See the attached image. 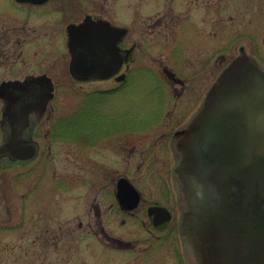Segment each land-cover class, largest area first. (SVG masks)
<instances>
[{
    "label": "flooded vegetation",
    "instance_id": "1",
    "mask_svg": "<svg viewBox=\"0 0 264 264\" xmlns=\"http://www.w3.org/2000/svg\"><path fill=\"white\" fill-rule=\"evenodd\" d=\"M223 1L227 0H0V99L2 101L0 130L4 133L2 142L8 141L6 152L9 153H7L9 156L0 154V165L4 168H24L19 172L18 178L21 181L17 186L14 181L17 177L10 179L13 182L10 184L7 183L9 180L5 179V192L7 189L10 190L5 193L4 212L6 210L8 214L6 213L5 220L0 219V226H3L0 229L22 233L23 245H27L28 238L34 233L33 240L36 241L38 260L41 264H44L42 262L44 254L48 257V264H92L93 255L97 252H99L98 264H111L110 262L114 260L112 258L119 254L134 255L127 259V264L132 260H134L133 264H155L157 241L161 246L166 241L169 242V245L166 243L165 249L171 245L176 264H185L186 258L183 259L182 256L184 248L179 234V213L175 222L171 208V203L174 205V201L176 207L177 205L179 207L177 195L172 193L170 183L175 164L171 142L176 130L200 102L196 107L181 113L177 127L170 133L162 135L166 145L160 148L161 151L152 149L151 152V149L147 148V155L142 162H135L132 156L128 159L126 171L121 173L119 171L124 165L125 141L130 135L140 133L142 129L148 128L147 126L160 122L165 116L163 106L160 114L149 125L141 128H116L98 134L93 139L87 136L84 142L75 133L57 131L56 125L61 118L53 120L50 128L53 139L69 140L68 142L73 143L74 146L83 144V147L89 151L85 159L86 167L84 166L87 169L86 177L89 178L84 187L91 194L93 188L97 186L88 203L87 215L90 218H79L77 222L67 220L65 224H61L59 219L65 215L70 216L74 210L72 206L70 207L69 201L64 204L66 205L64 210L63 208L60 210L59 195L61 190L63 193L73 194L75 182L60 179L54 169L48 173L46 164L38 161L42 148L38 138L41 133L39 125L48 101L54 97L55 89L68 87L69 83L97 82L91 80L93 77L78 80L71 74L69 69L71 52H114L112 48L93 50L71 47V38L75 35L78 25H85L79 34L86 32L87 36L90 35L94 39L106 37L113 42L115 52L119 53L121 61L117 73L107 82L116 83L113 87L114 90L117 89L116 92L124 86L129 76V66L135 60V52L170 54L169 59L165 60L166 64L161 65L162 73L164 78L168 77L172 80L168 83L174 89L177 88L175 83L182 87V90H176L178 100L185 92L186 86L194 85L201 92V101L205 86L200 77L201 72H198L203 69L201 67L197 70V65L205 57L208 49L210 52H248L264 66V58L260 54L264 52V36L258 38L257 33L254 32L257 37L252 39L251 29L240 28L239 26L244 25L238 22L236 24V15L232 14L233 11H220ZM257 1H255L257 8H263L264 0L262 4L260 3L262 0ZM213 8L216 11H213ZM249 8L244 7V11ZM202 9L212 12L205 17L196 15L193 19L194 12ZM225 11H228L227 16L218 17ZM191 18L194 20L191 24L192 34L197 40L180 45L181 31L187 23H190ZM122 20L129 23H124ZM105 23L115 29L111 30ZM172 33L174 37L170 38ZM222 34H225V38L227 36L231 38L225 39L226 42L220 45ZM199 37H203V41L200 42ZM204 37L208 41L207 45H204ZM241 37H246L250 42L249 45L241 41ZM130 40L131 43L128 42ZM196 46L199 50L194 52ZM174 52L182 53L171 56ZM217 55L219 62V54ZM236 55H232L229 59ZM27 60L32 61L28 62L32 65L29 66ZM21 64L22 67H18ZM195 66L196 70L193 71ZM56 72L59 73L57 76ZM179 72L183 78L176 75ZM121 75L122 78L119 79ZM159 76L163 77L162 74ZM166 82L164 81L165 85ZM109 89L92 93L103 96L110 91ZM92 93L89 96H92ZM192 99L188 101L189 105ZM77 110L62 120L69 119L73 123ZM20 115L23 117L22 126ZM116 116V114L111 117L110 114L101 113L103 117L101 119L108 125H115L118 121ZM96 120L99 118H93V121ZM107 140L116 143L115 149L110 155L107 151L98 152V159L93 161L92 148ZM29 144L35 148L32 157L16 159L12 156L13 150L20 152L28 150ZM134 147L132 144L130 149L129 147L126 149L127 152L131 154ZM48 149L53 152L51 158H54V154L57 153L55 147L50 144ZM159 155L163 158L161 163L160 160H156V156L159 158ZM171 155L174 159L172 166H170ZM162 163L167 166L166 169L163 172H156L157 167ZM57 165H59L58 161L55 162L54 167ZM133 167L137 170L136 174L146 167L143 178L147 180L153 175L158 183H161L163 202L150 198L149 195V198L146 196L145 189L134 179L136 174H133ZM113 168L117 171L115 176H112L113 172L111 173ZM121 182L123 183L120 184ZM119 185L124 186L125 190H120ZM18 186L21 189L20 193L16 192ZM70 188L73 191L70 192ZM18 198H20L19 204L16 202ZM17 211H19L18 219L15 216ZM0 216H2L1 212ZM128 220L134 223L133 227ZM109 222H118V225L110 229L107 224ZM130 228L133 229L132 233ZM126 231L127 233L130 231L131 234L125 236ZM135 231L136 234L146 232L151 241L140 242L133 236ZM163 231L164 233L161 234Z\"/></svg>",
    "mask_w": 264,
    "mask_h": 264
},
{
    "label": "water",
    "instance_id": "2",
    "mask_svg": "<svg viewBox=\"0 0 264 264\" xmlns=\"http://www.w3.org/2000/svg\"><path fill=\"white\" fill-rule=\"evenodd\" d=\"M84 26L76 27L71 47L114 52H71L70 72L78 80L110 78L119 53L110 38L79 34ZM7 144L1 154H9ZM171 144L188 263L264 264V67L245 52L234 57ZM34 153L29 144L12 156Z\"/></svg>",
    "mask_w": 264,
    "mask_h": 264
},
{
    "label": "rangeland",
    "instance_id": "3",
    "mask_svg": "<svg viewBox=\"0 0 264 264\" xmlns=\"http://www.w3.org/2000/svg\"><path fill=\"white\" fill-rule=\"evenodd\" d=\"M255 1L257 0H227L221 3L222 7L220 6V11H233L232 14L236 15V24L238 22L240 25H244L239 26L240 28L245 27L246 29H251L252 39L256 38L257 36L258 38L264 36V7L257 8V5H255ZM259 1L260 0H258L257 2ZM262 2L263 0L260 3L262 4ZM244 7L250 8L244 11ZM212 10L216 11L214 8ZM211 12L212 11L202 9L200 11L194 12L192 18L195 19L196 15L205 17L210 15ZM221 13L222 14L218 17H224V15H228V11ZM192 18L190 19V23H187V25L183 27L181 31V34L179 36L180 45L197 40V38L192 34L193 30L191 28V24H193L194 22ZM122 22L129 23L124 20H122ZM254 32L257 33V36L253 34ZM199 36L201 37L202 35ZM173 37L174 35L172 33V36L170 38ZM200 37L198 38V40L201 42L203 41V37ZM227 38H231V36H227ZM227 38H225V34H222V36L220 35L219 44L223 45V43L226 42L225 39ZM241 38V41L247 44L250 43L246 37ZM128 42L131 43V40ZM207 42L208 41L205 38L204 45H207ZM198 48L199 47L197 46L194 47L193 51L196 52L197 50H199ZM188 50H190V48ZM181 53L182 52H174L171 56H175L176 54ZM237 53L238 52H210V49L205 52V57L201 59L197 65V70H200L201 67L203 69V71H198L201 72L200 77L203 79V86H205L203 88V92L206 91L210 83L214 80L218 70L222 69L223 64L232 55ZM217 54H219V62H217ZM260 54H262V57L264 58V52H260ZM169 55L170 54L168 52H135V60L129 66V76L124 82V86L117 92V89H113V87L116 86V83L112 81L107 82V80L97 82L92 81V83L88 84L69 83L68 87L55 89L54 97L48 101L47 108L41 118V122L39 125V130H41V133L38 138L41 142L42 148L38 161L44 162L46 164V167H48L46 171H48V173L50 172V170L54 169L60 179L67 182L69 180L70 182L74 180L75 182V185L73 186L75 189L73 194H69V192L63 193V190H61L60 192V210L62 208V210H64L66 206L64 204H66L68 201L70 202V207L72 206L74 210L72 213H70V216L65 215L64 217L59 219L62 222L61 224H65L67 220H74L75 222H77L79 218H90L87 215V208L89 206L88 203L91 200V195H93L94 189L97 186L93 188L91 194L84 187L86 181L89 178L86 177L87 175L85 173V170H87L85 169L87 164L85 162V159H87L89 151H87L85 147H83V144H76L74 146L73 143L68 142L69 140L53 139L50 134V128L53 120H55L56 118H61L60 120H62L64 117L71 115L74 110L78 109L76 111L75 121L73 123H71V120L69 119L62 123L59 120V124L56 125V128L57 131L60 130V132L64 130V132L67 133H75L77 136H80L79 139H82L84 142L87 139V136L88 138L93 139L98 134H102L107 131L110 132L111 130L116 128H141L145 125H149L153 123V120L156 119V117L160 114V109L163 106V112L165 116L160 120V122L153 126H147L148 128L142 129L143 131H140V133H134V135H130V137L127 139L128 142L125 141V144L123 146L125 149L124 165L120 169L119 173L125 172L128 159H130L132 156L135 162H142L147 155V148L149 150L151 149V152L152 149L154 151H161L160 148H162L164 144L166 145L164 141L165 138L162 137V135L170 133L172 130H174V128L177 127V125L179 124L181 113L183 114L186 112V110H190L193 107H196V104L200 102L201 92L199 89H196V86L194 85L189 87L186 86L185 92L179 100L176 97L177 91L182 90V87L179 84L175 83V86L177 88L174 89V87L168 83V81L172 80L168 77L164 78L161 67L162 64H166L165 60L169 59ZM28 62L29 60H27V63ZM29 63V66L32 65ZM146 65L151 66L149 67L150 69ZM18 67H22V64ZM195 70L196 66L193 68V71ZM58 74L59 73L56 72V76ZM160 74H162V78L159 76ZM176 75L183 78L180 72ZM201 78L199 79L201 80ZM164 81H167L166 85L164 84ZM107 89H109L110 91H106L108 93H105V95L103 96L94 95V93H92L97 90L99 91ZM91 93L93 95L89 96V94ZM190 99L192 100L190 101L189 105L188 101ZM1 107L2 101L0 99V124L2 122ZM101 113L110 114L111 117H114V115L116 114V118H118V121L115 122V125L105 124V120L101 119L103 118L101 117ZM93 118H99V120L93 121ZM125 136L123 138H125ZM3 137L4 133L2 132V130H0V142L3 140ZM50 144L53 146V148L55 147L57 151V153L54 154V158H51L53 152H50V150L48 149V146ZM132 144H134L135 147L133 152H130L131 154H129L126 149L128 147V149H130L132 147ZM115 145L116 143H113L112 140H107L104 143H98L91 150L93 157L92 160L95 161L98 159V152L104 153L107 151V153L110 155V152L115 149ZM170 158V166H172L174 163V159H172V155L170 156ZM156 160H160V163L163 162V158L160 155L159 158H157L156 156ZM56 161H58L59 165H57V167H54ZM166 167L167 166L162 163L157 167L156 172H163ZM21 170H24V168H4L0 165V212L2 215L0 216V219L5 220L8 214L6 210L4 212V208L6 209L5 193H8V191L10 190L7 189V191L5 192V179L9 180L7 181V183L10 184L13 183L12 181H10V179H14V177H17L16 180H14L15 185L17 186L19 184L18 182L21 181V179L18 178L20 176L19 172ZM132 171L133 174L137 173V170L135 168ZM145 171L146 167L140 169V173L136 174L134 179L136 180V182L138 181V183H140V185L145 189L144 192L147 193L146 196L148 198L150 196V198L153 197L155 198V200L159 199V202H163L164 200L162 199L161 195V183H158L157 179L154 178L153 175H150L147 180L145 177L143 178V172ZM111 173L113 174H111L112 176H115L117 171H115V169L113 168L111 170ZM42 181L44 180L42 179ZM170 183L171 190H173L172 193H174L175 195L176 189L174 186L173 176L170 178ZM20 191L21 189L18 186L16 192L20 193ZM69 191L71 192L73 191V189L70 188ZM68 196L70 197V199H68ZM19 199L20 198L16 200L17 204H19ZM72 201L74 202L73 204ZM16 202L14 204H16ZM171 208L173 209L174 221L176 222V220L178 219V213L179 218L181 219L180 208L178 207V205L176 207L175 201L174 205L171 203ZM15 216H17V219L19 218V211H17ZM145 220L147 219L145 218ZM128 223L131 224V227L134 226V223H132L131 220H128ZM3 224L4 223H2V225ZM107 224L111 229L117 226L118 222H109ZM130 231L132 233L133 229L130 228ZM130 231L128 233L126 231L125 236H127V234H131ZM163 233L164 231L161 234ZM133 236H135L140 242L151 241V239H149V235H147V233L144 231L138 232L137 234L135 231L133 233ZM33 237L34 233H31L30 238H28L27 245H23L24 240L22 237V233H20L19 231L11 232L8 229L4 228L0 229V264H41V262L38 260V248L35 246L36 241L33 240ZM176 239L178 240V235ZM157 242L155 245L156 250L154 254L155 264H160L161 262L166 264H169V262L172 264H176L173 247L170 245L169 248L165 249L166 243H168L169 245V242L166 241V243L162 246L161 244L158 245ZM96 246L99 247L97 244ZM45 250L48 249L45 248ZM97 254H99V252H97ZM97 254L93 255L92 264H98L99 259ZM131 256L134 255L119 254L112 258L114 260L110 263L127 264V259H130ZM182 256L184 259L185 257L183 253ZM184 261L186 264L185 259ZM42 262L44 264H48V257L46 254L43 255ZM133 262L134 260L130 261V264H133Z\"/></svg>",
    "mask_w": 264,
    "mask_h": 264
},
{
    "label": "trees",
    "instance_id": "4",
    "mask_svg": "<svg viewBox=\"0 0 264 264\" xmlns=\"http://www.w3.org/2000/svg\"><path fill=\"white\" fill-rule=\"evenodd\" d=\"M64 121H67L66 119H64V120H61L60 122L62 123V122H64Z\"/></svg>",
    "mask_w": 264,
    "mask_h": 264
}]
</instances>
